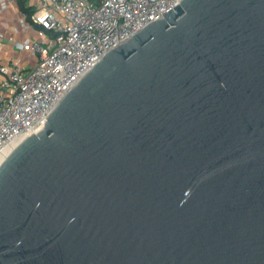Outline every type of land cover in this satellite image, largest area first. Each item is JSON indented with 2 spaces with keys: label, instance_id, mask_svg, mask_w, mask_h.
Returning <instances> with one entry per match:
<instances>
[{
  "label": "water",
  "instance_id": "95a60500",
  "mask_svg": "<svg viewBox=\"0 0 264 264\" xmlns=\"http://www.w3.org/2000/svg\"><path fill=\"white\" fill-rule=\"evenodd\" d=\"M0 264H264V0H180L0 162Z\"/></svg>",
  "mask_w": 264,
  "mask_h": 264
},
{
  "label": "built area",
  "instance_id": "2783aa9c",
  "mask_svg": "<svg viewBox=\"0 0 264 264\" xmlns=\"http://www.w3.org/2000/svg\"><path fill=\"white\" fill-rule=\"evenodd\" d=\"M179 2L26 0L27 15L17 0L1 1L25 38L0 49V162L107 51Z\"/></svg>",
  "mask_w": 264,
  "mask_h": 264
},
{
  "label": "crops",
  "instance_id": "0c3cea01",
  "mask_svg": "<svg viewBox=\"0 0 264 264\" xmlns=\"http://www.w3.org/2000/svg\"><path fill=\"white\" fill-rule=\"evenodd\" d=\"M0 0V49L3 47H11V42L21 41L24 37V33L21 28L17 26V20L9 15V10H6V5H2ZM1 8L4 10L1 11ZM7 18V19H6ZM9 19V20H8ZM8 20V21H7ZM8 40H12L9 41Z\"/></svg>",
  "mask_w": 264,
  "mask_h": 264
},
{
  "label": "trees",
  "instance_id": "16d2710c",
  "mask_svg": "<svg viewBox=\"0 0 264 264\" xmlns=\"http://www.w3.org/2000/svg\"><path fill=\"white\" fill-rule=\"evenodd\" d=\"M17 5H18L19 9L21 11L27 13V15H29L31 13L30 7H28L26 5V0H17Z\"/></svg>",
  "mask_w": 264,
  "mask_h": 264
},
{
  "label": "rangeland",
  "instance_id": "374dc122",
  "mask_svg": "<svg viewBox=\"0 0 264 264\" xmlns=\"http://www.w3.org/2000/svg\"><path fill=\"white\" fill-rule=\"evenodd\" d=\"M20 48H21V45L20 44H17L15 46V50H16V55H18V53H20ZM19 58V57H18Z\"/></svg>",
  "mask_w": 264,
  "mask_h": 264
},
{
  "label": "bare ground",
  "instance_id": "6f19581e",
  "mask_svg": "<svg viewBox=\"0 0 264 264\" xmlns=\"http://www.w3.org/2000/svg\"><path fill=\"white\" fill-rule=\"evenodd\" d=\"M12 146H9V148L7 149V151L11 148ZM10 151V150H9Z\"/></svg>",
  "mask_w": 264,
  "mask_h": 264
}]
</instances>
